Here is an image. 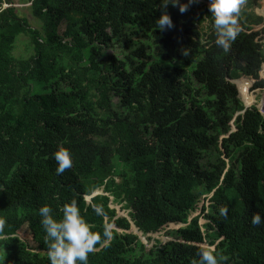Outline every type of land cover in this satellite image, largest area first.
<instances>
[{
  "label": "trees",
  "instance_id": "16d2710c",
  "mask_svg": "<svg viewBox=\"0 0 264 264\" xmlns=\"http://www.w3.org/2000/svg\"><path fill=\"white\" fill-rule=\"evenodd\" d=\"M25 1L39 27L16 0H0V264H50L39 208L60 219L72 200L93 231L113 233L88 264H198L206 242L219 264H264V223L251 222L264 218V115L255 106L240 113L231 82L264 84L258 0L241 7L228 52L215 43L209 0H179L189 4L183 13L161 0ZM162 12L171 28L157 27ZM139 31L149 46L134 39ZM20 35L27 55L15 53ZM115 41L133 48L103 66V45ZM33 80L53 88L33 93ZM61 147L73 163L57 174ZM212 149L224 158L202 163ZM203 195L208 204L189 219ZM131 223L143 234L185 225L178 239L146 250ZM23 227L35 246L18 235Z\"/></svg>",
  "mask_w": 264,
  "mask_h": 264
},
{
  "label": "clouds",
  "instance_id": "9594fccd",
  "mask_svg": "<svg viewBox=\"0 0 264 264\" xmlns=\"http://www.w3.org/2000/svg\"><path fill=\"white\" fill-rule=\"evenodd\" d=\"M191 2L192 0H189V3ZM245 2L246 0H209L208 9L213 18L212 26L216 35L215 43L225 52L230 50L232 43L236 40L241 31L240 13L241 7ZM169 3L172 5L179 4V11L181 13L188 10V3H180L179 0H161V5L164 7ZM263 9L264 7L262 10ZM255 12L261 16L264 21V14L261 13V10ZM156 25L160 29L171 28L173 26V21L167 12H162L156 20ZM262 43L260 42L263 49V63L264 47ZM183 54L187 56L188 51L183 50ZM260 70L259 77L263 80ZM242 78L251 79L247 76H240L239 78L231 79V82L236 86L238 97L241 99L243 105H246L237 88V85ZM251 80H253L254 88L264 86V84L256 86L255 80ZM252 106L256 107L255 104H252L248 105L247 108H251ZM54 156L57 161V174H63L66 169L72 167V156L67 148L61 147L54 153ZM92 207L97 215L103 214L102 206L92 205ZM220 211L222 215L227 216L228 209L226 207L222 208ZM62 213V218L57 219L53 215V209L51 206L43 205L39 208L41 224L45 229L48 240V257L50 264H88L89 253L97 251L98 244L104 248L110 246L113 238L112 231L105 228L103 237L99 232L93 231L92 226L87 222L85 217L81 215L80 208L75 200L64 204L62 207ZM251 222L254 225H260L261 223H264V218L257 213L253 215ZM5 225L6 219L0 217V233H3ZM198 264H219V260L213 250H201Z\"/></svg>",
  "mask_w": 264,
  "mask_h": 264
},
{
  "label": "rangeland",
  "instance_id": "374dc122",
  "mask_svg": "<svg viewBox=\"0 0 264 264\" xmlns=\"http://www.w3.org/2000/svg\"><path fill=\"white\" fill-rule=\"evenodd\" d=\"M17 2V6L20 9V13L26 16H29L30 18V22L33 26H37L39 27L38 21H36L34 18H32L30 16L29 13V9L27 11L26 7L28 8V3L25 0H22L24 3L20 2L19 0H16ZM264 7V0H258V4L257 6L254 8L255 11H260L261 13H263L262 8ZM264 14V13H263ZM21 36V35H20ZM19 36V37H20ZM134 39L136 41H138L139 43H143L145 45H150L151 44V39H149L145 34H142V31H139L135 36ZM27 41L26 36L22 35L19 38L18 41V45L17 48L15 50L16 55H27L29 52L25 49L24 43ZM133 48L132 44H127L126 42L123 41H115L113 44L111 45H103L102 48V56L100 58V61L102 62L103 66H105L107 64V56L108 55H115L117 58L121 59L123 58L128 52L129 50ZM53 88V84L51 82L48 83H41V82H37L36 80L32 81V91L33 93H47L49 91H51V89ZM115 102H118L117 99H114ZM258 102V100H257ZM257 102H255L257 104ZM245 106V105H244ZM240 113H242L240 111ZM237 115V114H236ZM236 115L234 116V118H232V120L230 121V132L235 130L236 126H235V119H236ZM225 135H221L220 137H223ZM219 158L223 159V155H220L218 153V150L212 149L211 151L203 154V158L201 159L202 163H208L210 161H214V160H220ZM231 160H228L226 163V168L225 170L229 167ZM200 190V189H199ZM96 193H101V190H97ZM205 195L202 196V199L200 200V206L199 209H197L196 211L192 212V214L189 215V219H191L193 216H195L196 214H199L201 211V206L204 204H208V198L204 197ZM87 201H90V196H87L86 198ZM110 205L112 207L115 208L117 215H121V216H128L127 215V211L123 210L121 208L122 204H117L113 201V198L111 197L110 200ZM200 223H205V218L204 217H200L199 218ZM185 224H170L168 227L158 231V232H154V233H147V234H143L141 232H139L137 230V228L131 223V227H130V231L137 234L139 237V241L140 243H142L145 246L146 250L151 249L154 245H159L161 243H166L167 241H172V240H176L177 238V233L175 232L176 228L183 226ZM111 226V225H110ZM112 227V226H111ZM18 235L26 240L32 247L35 246V244H33L30 241L31 238V233L28 232V229L26 227H23L21 230H19ZM204 248L213 250L214 246L208 244V242L203 244ZM138 252H140V250L138 249ZM1 257V255H0Z\"/></svg>",
  "mask_w": 264,
  "mask_h": 264
},
{
  "label": "built area",
  "instance_id": "2783aa9c",
  "mask_svg": "<svg viewBox=\"0 0 264 264\" xmlns=\"http://www.w3.org/2000/svg\"><path fill=\"white\" fill-rule=\"evenodd\" d=\"M260 37H261L260 42L261 43L264 42V33H262ZM262 45L264 47V43H262ZM260 74L264 80V61L261 66ZM237 88H238L239 94L241 95L246 105L255 104L256 107L259 109V111L262 114H264V86L260 88L258 87L254 88L253 80L248 79V78H242L239 81ZM255 96L258 98H256ZM255 102H257V104Z\"/></svg>",
  "mask_w": 264,
  "mask_h": 264
},
{
  "label": "water",
  "instance_id": "95a60500",
  "mask_svg": "<svg viewBox=\"0 0 264 264\" xmlns=\"http://www.w3.org/2000/svg\"><path fill=\"white\" fill-rule=\"evenodd\" d=\"M247 106L248 105H245V108L241 111L242 113L245 111V109L247 108ZM95 194H98V193H94L93 195H95ZM112 227H114V226H112Z\"/></svg>",
  "mask_w": 264,
  "mask_h": 264
}]
</instances>
